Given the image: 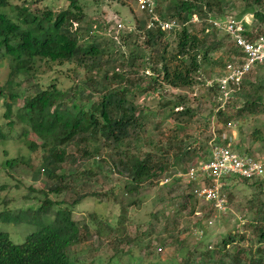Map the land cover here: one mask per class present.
Segmentation results:
<instances>
[{
    "label": "trees",
    "instance_id": "16d2710c",
    "mask_svg": "<svg viewBox=\"0 0 264 264\" xmlns=\"http://www.w3.org/2000/svg\"><path fill=\"white\" fill-rule=\"evenodd\" d=\"M64 1L65 7L52 11L48 7L32 9L24 5L25 0L19 5L11 4L9 0H0V60L4 59L7 71L5 81L0 85V98L4 107L1 118L5 120L2 125L8 130L3 131L0 126V140H5L16 125L19 127L18 136L23 137L29 150L41 149L43 154L39 170L45 178L54 180L49 187L50 191L58 192L64 187L59 184L63 175H55L60 163L67 159L73 164L72 177L92 175L90 169L82 167L83 162L98 158L97 153L102 147L111 153L101 160H106L108 169L124 179L123 188L127 193H138L145 183L149 185L160 182L175 164H184L179 168L184 171L194 160H207L210 147L205 145L202 148L197 138L191 145H187L184 139L176 135V130L184 129V124L193 117L192 109L180 95L172 100L163 96L158 99L159 110L156 112L162 114L161 120L171 118L173 123V130L165 141L167 145L162 147L163 144L153 143L150 138L145 139L148 117L155 115V112L133 103L129 97L135 90H142L144 85L155 92H160L163 86L187 87L199 82L201 64L217 65L219 71L205 85L211 95L212 105L217 107L212 111L216 119L221 117L228 121L229 117L232 119L233 116L264 109L260 95L264 87V76H255L254 82L247 80L248 74L258 68L255 67L242 78L239 88L232 94L241 99L242 104L235 107L229 117L222 118L224 114L219 106L215 78L222 74L225 63L231 60L232 55L235 57L239 52L230 43L225 50L224 60L221 61V57L210 58L209 53L221 48L227 37L222 36L220 40L217 31L209 28L206 22L209 18L222 19L229 16L223 15L220 10L230 0H168L165 5L166 15H161L160 6L156 2L158 6L154 5L153 11L159 13L157 15L160 19H176L179 29L146 28V21L138 20L137 29L143 32L144 43L150 51L146 60L148 64L144 66L143 55L132 50L118 64L125 66V70L112 66L110 63L116 58L105 53L102 45L97 42L101 37L99 32L106 27L105 22L102 19L86 21L81 10L82 0ZM241 1L244 8L233 17L251 15L258 28L264 22V10L254 8L260 4L259 0ZM7 6L12 10L11 16L3 10ZM214 10L217 13L212 14ZM192 14L198 17L199 28L190 22ZM144 15L145 19L149 17L146 12ZM171 32L175 36V51L170 57L167 55V47ZM65 62H73L81 66L84 73L86 71V75L71 90L64 94L63 89L58 88L54 81L44 87L38 83L31 85L30 81L39 64L49 66L50 63L60 65ZM21 84H24L25 93L19 90ZM246 84L250 85V90L245 88ZM81 85L88 87L83 90L85 96L97 92V100L89 104L76 102L73 95L81 89ZM28 86H31V91ZM19 98L22 102L16 106ZM165 108L168 111L166 114L163 111ZM29 133L34 135L36 141H26L25 137ZM257 133L254 130L251 134L256 136ZM70 143L74 146L73 153H66L65 146ZM213 143L225 145L226 141L217 138ZM142 146L150 148L140 152ZM172 149L174 161L170 163L168 158ZM236 149L241 153L239 146ZM14 162L15 159L9 158L4 161V165L12 167ZM238 179L248 182L243 178ZM263 180L264 177L252 183L256 182L260 187ZM172 182L168 191H181L178 194L180 202L176 204L177 210L181 211L188 198H194L190 193L192 182L177 177H173ZM224 188L225 196H229L226 186ZM93 194L79 193L68 206L57 207L51 219H40L53 205V201L47 198L36 207L35 213L31 214L28 210L26 216L15 215L14 221L34 223L36 228L19 243L12 242L6 232L0 231V264H71L66 251L78 239L80 227L79 223L70 218V206ZM248 225L253 227L252 239L257 244L254 252L252 244L244 248L238 245L243 238L241 233H226L210 247L204 242L202 233L191 249L177 247L173 264H264V246L259 247V244L264 243V201L258 202L253 221ZM131 250L127 248L124 255H128ZM141 264L168 263L147 260Z\"/></svg>",
    "mask_w": 264,
    "mask_h": 264
},
{
    "label": "rangeland",
    "instance_id": "374dc122",
    "mask_svg": "<svg viewBox=\"0 0 264 264\" xmlns=\"http://www.w3.org/2000/svg\"><path fill=\"white\" fill-rule=\"evenodd\" d=\"M22 1L9 0V3L19 5ZM34 1L25 0L24 5L31 6L32 9L48 7L52 11L66 6L64 0ZM151 1L153 7L159 4L161 15H166L165 5L168 4V0ZM259 2L260 4L254 8L264 10V0ZM81 6L86 21L102 19L105 22L106 27L104 31L99 32L101 37L97 42L102 45L105 53L116 58L110 63L112 66L125 70V66L118 64H121L132 50L143 55L144 66L148 64L146 60L150 51L144 43L143 32L136 26L138 20L146 21L147 18L145 19L144 12L138 8V0H82ZM242 8L244 5L241 0H230L220 13L234 16ZM3 10L9 16L12 15L10 7H4ZM214 13L217 11H212V14ZM244 17L253 21L251 15ZM198 22L199 19L191 23L199 28ZM177 24L179 26L178 22ZM178 26L174 30H178ZM128 33L130 36L126 37ZM217 36L222 40L220 34ZM222 44L224 45L221 48L209 53L210 58L221 57L220 60H224L225 50L230 42L225 40ZM174 45L175 36L171 32L167 47V55L170 57L175 51ZM200 67L199 82L193 85L183 88L163 86L160 92L151 91L144 85L142 90L139 92L135 90L134 94L129 95L133 103L143 105L155 112V115L148 117L145 139L150 138L153 143L158 142L164 147L166 138L173 130V123L171 118L161 120L162 114L156 112L159 110L158 99L163 96L172 100L180 95L192 109L193 117L184 124V129L176 130L179 139H184L187 145H191L197 138L202 148L205 145L209 148L217 138L220 140L225 138L231 149L237 151L236 146H239L241 153H250L264 163V109L252 114L243 113L242 116H233L231 119L229 116L233 109L242 104L241 99L232 95L220 107L224 114L222 118L228 116V121L221 117L216 119L213 112L217 107L212 105L211 95L205 89V85L210 83L220 68L209 64H201ZM6 73L3 59L0 60V85L4 83ZM85 75L86 71L84 73L82 67L73 62L60 65L50 63L49 66L41 63L30 83L31 85L38 83L37 85L44 87L54 81L65 94ZM261 75L264 76L263 65L251 71L247 80L254 82L255 76ZM23 87L24 84H21L19 90H24L25 93ZM28 87L31 91V86ZM80 87L81 89L73 95L76 102L89 104L97 100V92L85 96L83 90L88 87L82 85ZM245 88L251 89L249 84H246ZM260 92L264 101V87ZM21 102L22 99L19 98L15 105L19 106ZM220 102L219 100V104ZM262 106L264 108V104ZM3 110L0 98V126L3 131H8L7 127L2 125L5 121L1 118ZM163 111L164 114L168 112L167 108ZM18 130L19 127L14 125L9 136L5 140H0V231L6 232L12 242H21L27 233L36 228L34 223L14 221L15 215L26 216L29 214L26 212L28 210L31 214L35 213L36 207L47 198L53 201V205H50L48 212L40 219H51L57 207L68 206L79 193L86 192L95 194L84 197L70 206V218L79 223L80 227L78 239L66 251L71 264H141L147 260L173 264L176 261L174 253L177 247L191 249L202 233L203 240L209 247L219 242L221 236L226 233H241L243 238L238 245L244 248L252 244V251H255L257 244L252 239L253 227L248 223L253 221L258 202L264 201V182L259 187L256 182L252 183L253 181L244 182L238 178L227 180L225 186L228 190L227 195H230L226 196V209L223 212L213 211L208 203L192 197L188 198L184 209L178 211L176 204L180 202L178 194L181 191H168V187L173 184L172 178L165 184L145 183L139 188L138 193H127L123 188L124 179L108 169L106 160H101L106 159L107 154L111 153L109 149L102 147L97 153L98 158L83 162L82 167L90 169L92 175L72 177L73 164L66 159L60 163L59 169L55 172V175H63L59 184L64 187L59 188L58 192L50 191L49 187L54 180L45 178L44 173L39 170L43 152L40 148L29 150L23 137L18 136ZM254 130L258 131L256 136L251 134ZM25 139L36 141L31 133L27 134ZM149 148L142 146L139 151L144 152ZM65 149L66 153H73L74 146L70 143ZM172 152L173 149L169 151L170 163L174 161ZM9 158L16 161L12 167L4 165V161ZM183 165L175 164L169 171H180L179 168ZM37 170L39 172H36ZM183 182L182 180L181 183ZM224 192L226 194L225 190ZM252 200L254 203L251 204ZM194 228L198 230L196 233L193 232ZM260 246H264V243L259 244ZM127 248L132 250L127 253L128 255H124Z\"/></svg>",
    "mask_w": 264,
    "mask_h": 264
},
{
    "label": "built area",
    "instance_id": "2783aa9c",
    "mask_svg": "<svg viewBox=\"0 0 264 264\" xmlns=\"http://www.w3.org/2000/svg\"><path fill=\"white\" fill-rule=\"evenodd\" d=\"M152 3L151 0H138L139 10L149 14L146 28L159 27L169 30L178 26L174 18L160 19L153 12ZM197 20L195 15L190 18V22ZM206 23L221 36L227 37L239 52L235 57L232 55L231 60L225 63L222 74L215 78L221 106L239 88L242 78L247 73L260 65L264 68V22L256 28L253 21L247 20L244 16L241 18L225 16L222 19L209 18ZM227 144L213 143L207 160L201 162L194 160L184 171H168L159 183L165 184L173 177L191 181L190 193L195 199L208 203L213 211L223 212L227 202L224 192L227 180L243 178L254 181L264 177V163L261 160L231 149ZM197 231V228L193 229L194 233Z\"/></svg>",
    "mask_w": 264,
    "mask_h": 264
},
{
    "label": "clouds",
    "instance_id": "9594fccd",
    "mask_svg": "<svg viewBox=\"0 0 264 264\" xmlns=\"http://www.w3.org/2000/svg\"><path fill=\"white\" fill-rule=\"evenodd\" d=\"M153 2V1H152ZM143 12H146V11H143ZM154 12V11H153ZM155 13V12H154ZM148 14V13H147ZM156 14V13H155ZM157 15V14H156ZM192 15H195V14H192ZM191 15V16H192ZM158 16V15H157ZM196 16V15H195ZM159 17V16H158ZM197 17V16H196ZM149 18V17H148ZM148 18H147V20H148ZM198 18V17H197ZM147 20H146V22H147Z\"/></svg>",
    "mask_w": 264,
    "mask_h": 264
}]
</instances>
